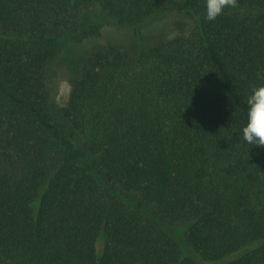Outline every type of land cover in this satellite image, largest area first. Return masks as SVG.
<instances>
[{
  "label": "trees",
  "instance_id": "16d2710c",
  "mask_svg": "<svg viewBox=\"0 0 264 264\" xmlns=\"http://www.w3.org/2000/svg\"><path fill=\"white\" fill-rule=\"evenodd\" d=\"M93 5L141 43L96 47L58 106ZM165 13L191 28L144 44ZM261 84L264 0H0V264H264V148L235 134Z\"/></svg>",
  "mask_w": 264,
  "mask_h": 264
},
{
  "label": "rangeland",
  "instance_id": "374dc122",
  "mask_svg": "<svg viewBox=\"0 0 264 264\" xmlns=\"http://www.w3.org/2000/svg\"><path fill=\"white\" fill-rule=\"evenodd\" d=\"M176 19L177 16L175 14L165 13L147 21L152 23H150L149 30L144 32V44L151 45L176 34L188 32L191 28V22L186 21L185 27L180 29L175 25V22L178 20ZM79 22L82 26L92 22H100L102 24V31L100 35L90 36L76 42L66 38L63 39V48L59 57L53 63V74L50 78L53 98L58 106H63L67 102L71 88L70 79L72 73L78 72L83 67L86 57L96 47L114 44L122 49L133 50L141 43L135 36V29L133 31V29L115 27L107 13L95 5L88 7L81 14ZM70 66H72L71 69H69ZM125 199L132 204L134 196L127 195ZM144 211L146 214L150 213L149 209H145ZM166 228L174 237L183 242V230L179 227L175 228L168 225Z\"/></svg>",
  "mask_w": 264,
  "mask_h": 264
},
{
  "label": "clouds",
  "instance_id": "9594fccd",
  "mask_svg": "<svg viewBox=\"0 0 264 264\" xmlns=\"http://www.w3.org/2000/svg\"><path fill=\"white\" fill-rule=\"evenodd\" d=\"M234 3L235 0H204V18L214 20ZM245 103L246 117L235 134L251 147L264 148V84L253 87Z\"/></svg>",
  "mask_w": 264,
  "mask_h": 264
}]
</instances>
